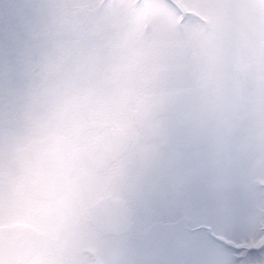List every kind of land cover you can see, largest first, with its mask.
<instances>
[{
  "label": "rangeland",
  "instance_id": "374dc122",
  "mask_svg": "<svg viewBox=\"0 0 264 264\" xmlns=\"http://www.w3.org/2000/svg\"><path fill=\"white\" fill-rule=\"evenodd\" d=\"M253 120L264 0H0V264H264Z\"/></svg>",
  "mask_w": 264,
  "mask_h": 264
},
{
  "label": "flooded vegetation",
  "instance_id": "af4514ba",
  "mask_svg": "<svg viewBox=\"0 0 264 264\" xmlns=\"http://www.w3.org/2000/svg\"><path fill=\"white\" fill-rule=\"evenodd\" d=\"M62 59H59V61H58V63L61 61ZM72 62H79L78 60H76V59H70ZM29 61V59H24V58H17L16 59V62H15V64L17 65L18 64V71H19V74L17 73V75H18V81H17V83H19L20 84V86H18V87H20V90H24L27 86L23 83L24 81H23V73H24V66L26 65V62H28ZM64 62V65H66V60L65 61H63ZM58 63L55 61V60H53V59H51V62L49 63V68H41V71L42 72H44L45 74H47V76L48 77H50V79H48V82H49V86H51L52 85V87L53 86H56L54 83L52 84L51 82H52V77L54 78V74H52L50 71H51V66H53V69L56 71L57 69H58V72H60V68H59V66H61V65H58ZM82 64V62L80 63V65ZM82 65H84V64H82ZM40 66H45V63L42 61V62H40ZM66 69V68H65ZM40 70H39V72H41ZM196 70L194 69L193 70V73H192V77H193V79L191 78V80H193V81H191V83H190V86L191 87H195V89L197 90L198 89V77H197V75H199V74H197L196 75ZM59 75H63V74H61V73H58ZM56 76V75H55ZM187 76V75H186ZM165 78V79H164ZM164 80L166 81L167 79H168V77H166V76H164ZM51 89V88H50ZM28 91H30L31 92V98H36L37 96H38V94H39V92H37L36 91V89H34V86H32V88H31V90L29 89ZM32 102H34V100H32ZM31 102V103H32ZM28 103H26V104H23V101H22V106H20V108H21V110L22 109H24L26 106H28L27 105ZM33 104V103H32ZM19 107V106H18ZM195 117V116H194ZM197 118V117H196ZM247 122H250L249 120H247ZM259 126V124L258 123H256V121H252V123H251V128H252V130H254V132L256 133V134H259V133H263L264 132V128L263 129H261V130H257V127ZM246 131L247 132H250L251 130H249L248 128H246ZM231 135V134H230ZM250 137V136H249ZM248 139H251V140H253L254 141V139H252L251 137L250 138H248ZM193 141H194V139H193ZM185 142V143H184ZM184 142L182 143V144H186V142L187 141H185L184 140ZM188 143V142H187ZM182 146H184V145H182ZM194 146V145H193ZM117 148V144H110V145H107V146H105L104 148L102 147V149L103 150H101V152H97V154H98V157L99 158H101L102 160H104V159H107V155L110 153V151L111 150H115ZM193 150H194V147H193ZM145 151V150H144ZM195 155V154H194ZM183 157H182V159L184 160V161H187V162H189V164L190 165H193V167H194V165H196L197 164V162H198V160H196L195 161V159H194V156H193V154H189V155H182ZM195 156H197V155H195ZM120 159V158H119ZM118 159V160H119ZM176 160H179V157L177 156L176 158H175ZM171 161H173V160H171ZM114 164V163H113ZM112 164V165H113ZM186 165H188V163L186 164ZM31 165H29V166H27V169L25 170L27 173H29V174H31L32 173V169H31V167H30ZM149 166H150V164H149ZM149 166H148V168H149ZM147 168V169H148ZM186 169L187 168H183V167H181V169L179 170V165L178 164H175V165H170L166 170H163V175L165 176V174L166 173H169V174H172V175H174L175 176V180H174V182L177 184V183H179V181H180V179L181 178H183V177H186V175H187V172H186ZM32 175V174H31ZM166 177V176H165ZM181 177V178H180ZM245 179V178H244ZM16 214H17V212H16Z\"/></svg>",
  "mask_w": 264,
  "mask_h": 264
},
{
  "label": "water",
  "instance_id": "95a60500",
  "mask_svg": "<svg viewBox=\"0 0 264 264\" xmlns=\"http://www.w3.org/2000/svg\"><path fill=\"white\" fill-rule=\"evenodd\" d=\"M263 128V125H259L258 129L261 130ZM118 136V135H117ZM114 142L117 143V148L115 150H111L110 153L107 155V158H113L120 156L122 152L125 149V143L123 140H121V137L114 138L112 135L103 137L101 139V143L99 144V148H102L104 146L113 144ZM115 144V143H114ZM155 155V150L151 149L149 151L141 152L137 156V163L140 169L145 170L149 165V160L151 157Z\"/></svg>",
  "mask_w": 264,
  "mask_h": 264
},
{
  "label": "trees",
  "instance_id": "16d2710c",
  "mask_svg": "<svg viewBox=\"0 0 264 264\" xmlns=\"http://www.w3.org/2000/svg\"><path fill=\"white\" fill-rule=\"evenodd\" d=\"M177 8L179 7L178 5L176 6ZM181 12L183 11L180 7L178 8ZM263 251H264V248H263Z\"/></svg>",
  "mask_w": 264,
  "mask_h": 264
}]
</instances>
